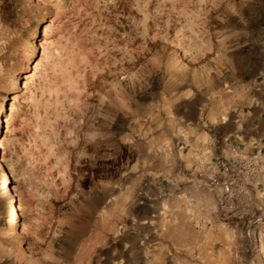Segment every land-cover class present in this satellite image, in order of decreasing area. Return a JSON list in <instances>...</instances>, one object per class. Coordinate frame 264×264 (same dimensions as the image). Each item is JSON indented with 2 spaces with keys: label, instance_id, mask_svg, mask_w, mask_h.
<instances>
[{
  "label": "rangeland",
  "instance_id": "rangeland-1",
  "mask_svg": "<svg viewBox=\"0 0 264 264\" xmlns=\"http://www.w3.org/2000/svg\"><path fill=\"white\" fill-rule=\"evenodd\" d=\"M263 61L264 0H0V264H264L211 184Z\"/></svg>",
  "mask_w": 264,
  "mask_h": 264
},
{
  "label": "crops",
  "instance_id": "crops-1",
  "mask_svg": "<svg viewBox=\"0 0 264 264\" xmlns=\"http://www.w3.org/2000/svg\"><path fill=\"white\" fill-rule=\"evenodd\" d=\"M176 1L195 5L200 0ZM262 64L263 69L253 82L247 111L229 123L230 128L224 132V138L221 141L225 159L232 158L236 154H259L260 170L252 177L250 200L243 207L245 208L243 215L251 214L250 216L253 217L257 224L260 241L264 238V61Z\"/></svg>",
  "mask_w": 264,
  "mask_h": 264
},
{
  "label": "built area",
  "instance_id": "built-area-1",
  "mask_svg": "<svg viewBox=\"0 0 264 264\" xmlns=\"http://www.w3.org/2000/svg\"><path fill=\"white\" fill-rule=\"evenodd\" d=\"M259 154L239 155L225 159L222 171L212 179V187L221 191V197L231 203L244 207L249 202V192L253 175L260 170Z\"/></svg>",
  "mask_w": 264,
  "mask_h": 264
},
{
  "label": "bare ground",
  "instance_id": "bare-ground-1",
  "mask_svg": "<svg viewBox=\"0 0 264 264\" xmlns=\"http://www.w3.org/2000/svg\"><path fill=\"white\" fill-rule=\"evenodd\" d=\"M9 206V205H8ZM8 208V207H7Z\"/></svg>",
  "mask_w": 264,
  "mask_h": 264
}]
</instances>
